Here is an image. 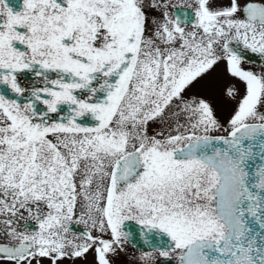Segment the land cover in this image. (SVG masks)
Here are the masks:
<instances>
[{"label": "snow or ice", "instance_id": "6c2138e0", "mask_svg": "<svg viewBox=\"0 0 264 264\" xmlns=\"http://www.w3.org/2000/svg\"><path fill=\"white\" fill-rule=\"evenodd\" d=\"M0 264H264V0H0Z\"/></svg>", "mask_w": 264, "mask_h": 264}, {"label": "flooded vegetation", "instance_id": "af4514ba", "mask_svg": "<svg viewBox=\"0 0 264 264\" xmlns=\"http://www.w3.org/2000/svg\"><path fill=\"white\" fill-rule=\"evenodd\" d=\"M18 0H13V3H17ZM250 63L246 64L245 67H248V68H253L254 70L256 71H259L260 70V67H261V63H260V60L258 57L256 56H251L250 58ZM240 89H241V92L243 91V84L240 85ZM197 89H194V91H196ZM234 104V102H233ZM232 106V105H230Z\"/></svg>", "mask_w": 264, "mask_h": 264}, {"label": "rangeland", "instance_id": "374dc122", "mask_svg": "<svg viewBox=\"0 0 264 264\" xmlns=\"http://www.w3.org/2000/svg\"><path fill=\"white\" fill-rule=\"evenodd\" d=\"M220 70L219 69H217V72H219ZM213 75H215V73L213 74ZM196 91H199V89H197ZM229 107H231L230 105H229Z\"/></svg>", "mask_w": 264, "mask_h": 264}]
</instances>
